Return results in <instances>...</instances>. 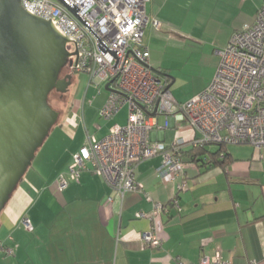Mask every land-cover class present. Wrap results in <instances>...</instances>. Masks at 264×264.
<instances>
[{"label":"crops","instance_id":"crops-1","mask_svg":"<svg viewBox=\"0 0 264 264\" xmlns=\"http://www.w3.org/2000/svg\"><path fill=\"white\" fill-rule=\"evenodd\" d=\"M263 3L149 0L147 14L160 25H147L143 43L153 71L179 102L210 84L220 62L219 51L234 32L256 21ZM197 70L205 72L199 85L184 93L181 84L194 80ZM91 86L88 83L84 97L70 106L61 125L68 132H50L36 154L40 162L28 169L2 211L0 243L13 248L14 254L0 251V264H21L20 251L30 242L40 247L38 264H178L177 258L197 262L216 250L232 264H264V147L227 145L229 164L212 165L220 145L189 153L195 148L197 132L186 121L160 114L164 122L160 115L155 118L150 139L166 144L177 137L186 140L188 165L183 179L169 181L157 175L163 161L160 154L138 164L139 188L123 197L90 169L60 190L58 175L68 170L88 136L101 139L113 124L128 120V104L114 117L102 118L99 112L110 91L103 93L101 85L91 91ZM89 95L93 100L88 101ZM89 120L96 126L94 132L87 127ZM80 127L82 132H76ZM181 183L185 190L178 189ZM176 197L179 208L172 203ZM155 202L166 206L161 223L167 238L160 247L145 248L140 233L149 231L152 223L138 213L151 212ZM26 218L32 230L26 229Z\"/></svg>","mask_w":264,"mask_h":264},{"label":"built area","instance_id":"built-area-1","mask_svg":"<svg viewBox=\"0 0 264 264\" xmlns=\"http://www.w3.org/2000/svg\"><path fill=\"white\" fill-rule=\"evenodd\" d=\"M24 9L49 20L74 45L71 59L74 72L90 75L89 84L99 87L111 80L109 97L100 109L104 119L114 117L129 105L125 124H113L101 139L88 136L73 155L67 171L57 177L60 190L79 181L83 171L92 170L122 197L139 188L135 169L139 163L163 156L156 173L163 180L183 179L186 140L177 137L171 144L152 141L150 132L160 114L186 121L197 132L195 147L209 144H250L264 147V3L256 21L234 32L228 45L219 51L220 62L210 84L190 99L179 102L166 83L153 71L143 37L149 23L159 27L147 14L149 0H21ZM68 46V45H67ZM157 106V116H151ZM224 155V154H222ZM180 191L186 185H178ZM112 197L108 198L111 203ZM172 203L180 207L179 198ZM165 204L155 202L151 212L138 216L151 221L141 232L143 247L162 246L166 235L161 223ZM27 230L33 225L24 219ZM0 251L13 255L11 247L0 243ZM178 264H232L220 250L204 254L197 262L177 258Z\"/></svg>","mask_w":264,"mask_h":264},{"label":"water","instance_id":"water-1","mask_svg":"<svg viewBox=\"0 0 264 264\" xmlns=\"http://www.w3.org/2000/svg\"><path fill=\"white\" fill-rule=\"evenodd\" d=\"M68 42L21 0H0V216L59 119L49 98L72 84L71 73L62 75L76 54Z\"/></svg>","mask_w":264,"mask_h":264},{"label":"rangeland","instance_id":"rangeland-1","mask_svg":"<svg viewBox=\"0 0 264 264\" xmlns=\"http://www.w3.org/2000/svg\"><path fill=\"white\" fill-rule=\"evenodd\" d=\"M68 48L73 51L74 45L72 43H68ZM64 70L70 71L73 74L72 84L69 88V91L65 94H62V93L57 92V91H53L51 93V96L49 98V102L54 108L59 110L60 116H59L57 123L51 129L50 132H68L61 125H63L67 119L68 110L70 109V106L79 98L82 99L84 97L85 92H86V88H87L89 80H90V75L88 73H86V72H74L70 65H67L64 68ZM202 74H205V72L202 70L201 71L197 70L194 74L196 76V78L194 80L184 81V83L181 84L182 85V91L184 93H189L190 91H193L199 85L200 77H202ZM105 86H106V83L101 84V87L103 89V93L107 94L108 91L106 90ZM95 87L97 88L96 85L92 84L91 91H93V88L95 90H97ZM87 99H88V101H91V100H93V96L89 95ZM122 113H123V111H122ZM159 118H160L161 122H164L163 115H160ZM87 127L90 129V132H94L96 126L89 120L87 122ZM81 129L82 128L80 127V129L76 132H82ZM39 158L40 157L35 156L33 163L37 165L40 162ZM31 167H33V164ZM2 234H3V231L0 232V237L2 236ZM39 250H40V247L38 248L37 245L32 244L31 242L23 245V248L20 251V256L22 258L21 264H38L39 263L38 262V260H39L38 251ZM7 256H11V255H7Z\"/></svg>","mask_w":264,"mask_h":264},{"label":"trees","instance_id":"trees-1","mask_svg":"<svg viewBox=\"0 0 264 264\" xmlns=\"http://www.w3.org/2000/svg\"><path fill=\"white\" fill-rule=\"evenodd\" d=\"M64 73H71L70 71H65L63 70L62 72V75ZM72 74V73H71ZM73 75V74H72ZM51 96V94H50ZM210 145V144H209ZM216 145H220V148L217 152H215V160H213V163L212 165L214 164H221V165H226V164H229L230 160H228V155L226 154V151L224 150L225 148V145H221V144H216ZM208 146V145H207ZM204 150H206V146H203V147H195L194 149H191L189 151V153L193 154V155H196V154H200L201 152H203ZM224 154L223 158L222 159H218L217 157ZM211 163V162H210ZM209 163V164H210Z\"/></svg>","mask_w":264,"mask_h":264},{"label":"flooded vegetation","instance_id":"flooded-vegetation-1","mask_svg":"<svg viewBox=\"0 0 264 264\" xmlns=\"http://www.w3.org/2000/svg\"><path fill=\"white\" fill-rule=\"evenodd\" d=\"M66 74H67V73H64L63 76L66 75Z\"/></svg>","mask_w":264,"mask_h":264}]
</instances>
